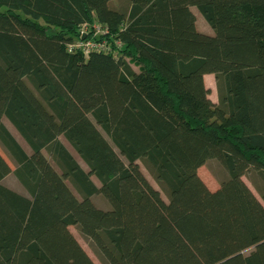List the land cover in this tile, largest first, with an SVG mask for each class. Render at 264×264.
Segmentation results:
<instances>
[{"label": "trees", "instance_id": "16d2710c", "mask_svg": "<svg viewBox=\"0 0 264 264\" xmlns=\"http://www.w3.org/2000/svg\"><path fill=\"white\" fill-rule=\"evenodd\" d=\"M112 1L0 0V264H95L69 226L101 264H264V0ZM94 21L116 55L69 53ZM209 159L228 175L215 190Z\"/></svg>", "mask_w": 264, "mask_h": 264}, {"label": "rangeland", "instance_id": "374dc122", "mask_svg": "<svg viewBox=\"0 0 264 264\" xmlns=\"http://www.w3.org/2000/svg\"><path fill=\"white\" fill-rule=\"evenodd\" d=\"M119 0H113L112 4L114 6H117L119 4ZM204 22L202 21V24ZM200 25V24H199ZM209 27V25H208ZM212 31V30H211ZM127 60L131 63L132 67L134 69H138L137 64H135L134 62H132L129 58H127ZM210 91V90H209ZM3 122L5 123V125L14 133V135L18 138V140L21 142V144L23 145V147L27 146L25 144V142L23 141V139L20 137V135L15 131L14 127L7 121L6 118H2ZM61 140L69 147V149L71 151L74 152L73 148H71V146L69 145V143L66 141V139L61 136ZM28 150V149H27ZM43 153L46 155V157L49 159V161L52 163V165H56L55 160L52 158V156H50L48 149H44ZM75 153V152H74ZM140 165V169L142 171V173L145 175V177L148 179V181L155 187L157 188L160 192L161 195L163 197L164 200L167 201V194L164 191V189L156 182L155 178L153 177V175L151 174V172L143 165V163L139 162ZM197 173L199 175V177L203 180V182L206 184V186L210 189V190H215L219 187L220 183L225 180L227 178V173L225 171V169L221 166V164L215 160V159H209L207 160L203 165H201L198 170ZM244 181L246 182V184L252 189V191L254 192V194L257 196V198L262 201L261 199V195L260 193L256 190L253 181L251 179L250 175H245L243 177ZM96 183L99 185V181H97V179L95 178ZM68 184L71 186V184L69 183V181H67ZM1 183H3L4 185L8 186L9 188L20 192L22 194L28 195V192L23 188L22 185H20V183L17 181L15 175L13 172L9 173L8 175H6L2 180ZM73 189V187H72ZM75 192V190H74ZM77 195V194H76ZM92 200L94 202V204L98 207L101 208H107L109 207V203L107 202V200H105V198H103V196L101 194H94L92 197ZM69 230L70 232L74 235V237L77 239V241L80 243V245L83 247V249L87 252V254L91 257V259L95 262V264H101L99 261V258L94 250V248L91 246L89 239H87L86 237H84L81 232L75 227V226H69ZM249 251V250H248ZM248 251H246L245 253H247Z\"/></svg>", "mask_w": 264, "mask_h": 264}, {"label": "built area", "instance_id": "2783aa9c", "mask_svg": "<svg viewBox=\"0 0 264 264\" xmlns=\"http://www.w3.org/2000/svg\"><path fill=\"white\" fill-rule=\"evenodd\" d=\"M108 33V28L96 21L82 23L78 29V37L66 44V50L69 53L79 52L84 57H87L92 52L114 53L116 55L111 47V42L106 38ZM82 36L85 37L82 38ZM112 44L117 48L121 46L116 39H113Z\"/></svg>", "mask_w": 264, "mask_h": 264}, {"label": "crops", "instance_id": "0c3cea01", "mask_svg": "<svg viewBox=\"0 0 264 264\" xmlns=\"http://www.w3.org/2000/svg\"><path fill=\"white\" fill-rule=\"evenodd\" d=\"M191 10L192 12L194 13L195 15V24H196V28L198 31L200 32H203V33H206V34H213V30L212 28L209 26L208 27V23L205 21V19L203 18L202 14L198 11V9L195 7V6H192L191 7ZM202 21L204 22L202 24ZM200 24V25H199ZM212 30V31H211ZM203 80H204V84L205 86L210 90V93H209V98L211 99L212 102L214 103H217L218 102V93H217V87H216V80H215V77L213 74L211 73H207V74H204L203 75ZM5 118V117H4ZM7 119V118H6ZM7 121L12 125V123L7 119ZM3 122V120H2ZM4 123V122H3ZM5 125V123H4ZM13 126V125H12ZM5 127L8 129V131L13 135V137L16 139V141L20 144V146L24 149V151L27 153V154H30L31 153V148L29 147V145L27 144V142L24 140V138L20 135V133L17 131V129L14 127L15 131L20 135V137L23 139V141L25 142L26 146H27V149L26 147H23V145L21 144V142L18 140V138L14 135V133L5 125ZM61 136L63 135H60L58 137V139L60 140V142L67 148V150L71 153V155L74 157V159L77 161V163L79 164V166L85 171L87 172L89 170L87 164L84 162V160L78 155V153L76 152V150L73 148V146L68 142V140L66 139V141L69 143V145L71 146V148H73L74 152L71 151L69 149V147L61 140ZM44 150V149H43ZM49 154L50 156L51 155V152L49 151ZM46 156V155H45ZM48 159V158H47ZM49 160V159H48ZM56 163V162H55ZM52 164V163H51ZM54 166V165H53ZM55 168L58 169V166H54ZM16 177V176H15ZM95 176L92 175L91 176V180L95 183V185L99 186L96 181H95ZM17 179V178H16ZM97 179V178H96ZM17 181L20 183V181L17 179ZM98 181V179H97ZM68 183V182H67ZM20 185H22L20 183ZM69 185V184H68ZM70 186V185H69ZM8 187V186H7ZM72 184L70 186V188L72 189ZM24 188V187H23ZM25 189V188H24ZM26 190V189H25ZM73 192H74V187H73ZM75 194H77V191L75 190L74 192ZM78 195V194H77ZM93 195L91 196V199H92ZM108 208V207H107Z\"/></svg>", "mask_w": 264, "mask_h": 264}, {"label": "water", "instance_id": "95a60500", "mask_svg": "<svg viewBox=\"0 0 264 264\" xmlns=\"http://www.w3.org/2000/svg\"><path fill=\"white\" fill-rule=\"evenodd\" d=\"M85 36H82V38H84Z\"/></svg>", "mask_w": 264, "mask_h": 264}]
</instances>
